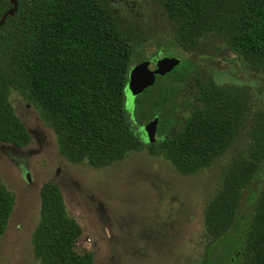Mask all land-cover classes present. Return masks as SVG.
Masks as SVG:
<instances>
[{"label":"trees","instance_id":"trees-1","mask_svg":"<svg viewBox=\"0 0 264 264\" xmlns=\"http://www.w3.org/2000/svg\"><path fill=\"white\" fill-rule=\"evenodd\" d=\"M15 1L16 10L0 24V142L23 147L30 141L9 99L16 91L35 104L71 163L98 168L145 147L179 173H195L228 147L248 100L243 87L200 78L201 38L214 34L254 71L264 72V0H162L175 26L164 44L180 61L136 95L131 119L124 107L129 62L132 56L137 64L161 57L160 46L145 53L144 43L122 30L107 0ZM11 7L10 0H0V18ZM154 117L155 139L143 142L138 127ZM249 134L248 157L228 165L205 206V234L216 242L204 264H264V178L252 189L264 175V112L254 116ZM39 197L31 236L39 264H93L91 252L74 249L81 227L68 215L58 185L44 182ZM13 204L0 181V236Z\"/></svg>","mask_w":264,"mask_h":264},{"label":"rangeland","instance_id":"rangeland-1","mask_svg":"<svg viewBox=\"0 0 264 264\" xmlns=\"http://www.w3.org/2000/svg\"><path fill=\"white\" fill-rule=\"evenodd\" d=\"M107 1L117 12L122 30L144 43L145 53H153L157 46L159 55L175 53L164 44L171 41L175 26L162 0ZM200 43L205 53L196 70L200 78L210 76L219 85L243 87L248 100L242 125L228 147L209 166L192 174L179 173L145 147L98 168L86 162L71 163L59 153L55 134L41 120L35 104L10 92L15 114L30 141L23 147L0 142V181L14 197L0 236V264H39L31 236L39 220V189L47 181L58 185L68 215L81 227L75 251L91 252L93 264L205 263L216 241L205 234L204 209L220 189L228 165L248 157L250 124L256 114L264 112V72L254 71L214 34ZM136 64L132 56L129 68ZM263 178L257 177L254 191ZM248 207L245 192L243 218Z\"/></svg>","mask_w":264,"mask_h":264},{"label":"water","instance_id":"water-1","mask_svg":"<svg viewBox=\"0 0 264 264\" xmlns=\"http://www.w3.org/2000/svg\"><path fill=\"white\" fill-rule=\"evenodd\" d=\"M12 7L8 9L0 18V24H2L5 17L13 13L17 8V3L15 0H10ZM180 59L174 56H162L155 61V67H149V61L144 60L136 64L129 70L128 79L124 86V107L125 110L130 114L133 119L134 114V99L137 94L142 92L143 89L153 84L155 80V75H164L165 73L171 71L178 63ZM157 118H153L144 126L140 127V137L143 142H151L155 139V129H156ZM30 180V177L27 176Z\"/></svg>","mask_w":264,"mask_h":264},{"label":"flooded vegetation","instance_id":"flooded-vegetation-1","mask_svg":"<svg viewBox=\"0 0 264 264\" xmlns=\"http://www.w3.org/2000/svg\"><path fill=\"white\" fill-rule=\"evenodd\" d=\"M162 56H165V55H162ZM161 56V57H162ZM158 58H160V57H156L153 61H152V59H143L142 61H144V60H148L149 61V67H150V65L153 63V66L152 67H150L151 69L152 68H154L155 67V61L158 59ZM141 62V61H140ZM147 124V123H146ZM145 125V124H144ZM144 125H140L139 127H138V131L140 130V127L141 126H144Z\"/></svg>","mask_w":264,"mask_h":264}]
</instances>
